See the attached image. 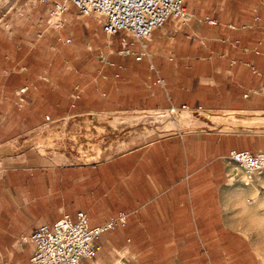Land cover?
I'll return each mask as SVG.
<instances>
[{"label":"crops","instance_id":"crops-1","mask_svg":"<svg viewBox=\"0 0 264 264\" xmlns=\"http://www.w3.org/2000/svg\"><path fill=\"white\" fill-rule=\"evenodd\" d=\"M56 1L0 0V264H32V234L78 211L128 214L85 264H263L237 227L264 177L228 155L264 149V0H185L149 39L72 4L51 19ZM172 107L192 120H125Z\"/></svg>","mask_w":264,"mask_h":264},{"label":"built area","instance_id":"built-area-1","mask_svg":"<svg viewBox=\"0 0 264 264\" xmlns=\"http://www.w3.org/2000/svg\"><path fill=\"white\" fill-rule=\"evenodd\" d=\"M184 2L185 0H58L50 8L49 16L51 19L60 18L68 11L69 4H72L81 16L103 19L104 31L108 35L123 31L136 39H149L169 19H186ZM58 24L61 26L63 20L60 19ZM168 112L175 113L176 108L172 107ZM228 160L245 174L246 184L255 178L264 177V149L257 152L232 150ZM127 217L126 212H120L106 223L92 226L88 214L78 211L75 218L64 215L52 225L43 224L30 237L35 246L30 262L85 264L84 260L95 258L101 235L124 226Z\"/></svg>","mask_w":264,"mask_h":264},{"label":"rangeland","instance_id":"rangeland-1","mask_svg":"<svg viewBox=\"0 0 264 264\" xmlns=\"http://www.w3.org/2000/svg\"><path fill=\"white\" fill-rule=\"evenodd\" d=\"M73 10L77 11L76 7H74L72 11ZM125 117H127L125 118L126 121H134L135 124L138 123L139 126H142L140 130L145 131L144 136L153 137L158 133L156 130H161L163 132L172 131L175 128L177 122L187 123L188 120L189 121L192 120L193 115L191 113L173 114L167 111V112H142L133 115H127ZM189 123H193V121ZM251 124H258L260 130L264 132V120H260L259 123H251ZM253 183H254L253 186H264V183L262 182L259 183V179L254 180ZM250 207L253 214H255V217H253V221L240 224L238 225L237 228L247 235L248 239L251 242V245H253L254 247V249L251 250H253L254 254L259 253L260 258L262 259L264 264V206H250ZM235 257L236 256H234V258ZM249 258L251 259V255ZM234 264H236V262Z\"/></svg>","mask_w":264,"mask_h":264},{"label":"bare ground","instance_id":"bare-ground-1","mask_svg":"<svg viewBox=\"0 0 264 264\" xmlns=\"http://www.w3.org/2000/svg\"><path fill=\"white\" fill-rule=\"evenodd\" d=\"M6 149V148H5ZM3 150V149H2Z\"/></svg>","mask_w":264,"mask_h":264}]
</instances>
